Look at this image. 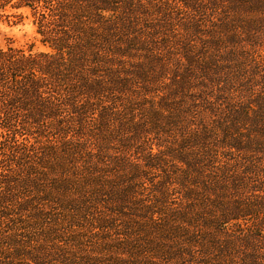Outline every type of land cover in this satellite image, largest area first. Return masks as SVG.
Wrapping results in <instances>:
<instances>
[{"label":"trees","instance_id":"obj_1","mask_svg":"<svg viewBox=\"0 0 264 264\" xmlns=\"http://www.w3.org/2000/svg\"><path fill=\"white\" fill-rule=\"evenodd\" d=\"M8 9L0 264H264V0Z\"/></svg>","mask_w":264,"mask_h":264},{"label":"rangeland","instance_id":"obj_2","mask_svg":"<svg viewBox=\"0 0 264 264\" xmlns=\"http://www.w3.org/2000/svg\"><path fill=\"white\" fill-rule=\"evenodd\" d=\"M6 14H21L22 19L18 24H6L5 21H0V46H4L7 39H11L14 46L26 47L29 43L36 45V50H46L36 41V34L31 23V18L25 10H6ZM12 20H17L14 18Z\"/></svg>","mask_w":264,"mask_h":264}]
</instances>
